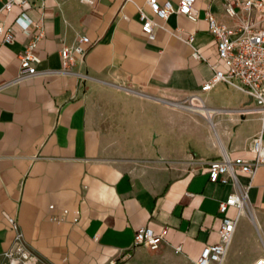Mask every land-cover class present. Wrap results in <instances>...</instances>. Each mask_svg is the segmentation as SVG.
I'll return each mask as SVG.
<instances>
[{"label":"crops","instance_id":"1","mask_svg":"<svg viewBox=\"0 0 264 264\" xmlns=\"http://www.w3.org/2000/svg\"><path fill=\"white\" fill-rule=\"evenodd\" d=\"M196 6L197 21L162 19L148 0H34L0 13L5 27L24 12L45 31L34 50L40 74L21 83L30 36L16 28L0 42V264L15 238L13 216L39 264H196L220 241L219 204L235 185L230 175L210 181L208 161L252 159L263 122L253 98L229 84L201 90L219 62L207 13L231 27L245 15L229 17L223 0ZM140 9L154 21L153 39ZM81 35L84 61L60 73V49ZM194 95L202 108L177 104L200 106ZM236 173L250 185V212L228 209L237 224L223 264H250L264 257V165L253 177ZM142 226L164 235L158 249L133 245Z\"/></svg>","mask_w":264,"mask_h":264},{"label":"built area","instance_id":"2","mask_svg":"<svg viewBox=\"0 0 264 264\" xmlns=\"http://www.w3.org/2000/svg\"><path fill=\"white\" fill-rule=\"evenodd\" d=\"M33 1L0 0V13L3 11L10 12L16 6L23 7L32 4ZM84 1L90 4L95 2V0ZM223 1L225 12L229 17L236 19L244 14L245 19L237 26L231 27L217 20L210 12L207 13L210 32L217 42L219 62L211 65L213 75L204 82L201 90H209L214 84L224 82L248 94L253 98L257 109L262 114L263 129L250 143V149L254 153L252 159L242 157L231 159L227 153H224L219 158L208 161L209 180L212 182L226 181L225 175H230L233 178L235 190L219 204V211L224 214L218 229L220 241L206 245L202 249L196 264H223L224 256L237 224V218L227 215L228 209L236 207L239 214L250 212V185L243 188L239 184L236 170L239 169L253 177L258 168L264 165V0ZM148 4L153 13L162 19H167L171 14L177 13L186 15L192 21H197L200 12L196 6V0H179L177 6H174L171 1H166L161 5L156 0H148ZM139 17L143 32L153 39L155 37L154 21L143 9L139 10ZM16 28L30 36L29 42L20 53L19 71L14 80L15 83H21L40 74L37 69L38 58L34 54V50L38 41L44 37L45 31L39 23L32 21L26 13L22 12L18 14L11 26L5 27L0 22V42H11L17 32ZM186 41L191 44L194 41V35L188 36ZM88 43L89 38L81 35L72 46H62L60 49L62 59L60 73H75L73 66L78 61H84L87 55L85 45ZM194 56L198 59L204 58L197 50L194 51ZM79 75L82 76L83 74L79 73ZM193 97H196L200 106L189 104V98L177 104L193 110L202 108L204 102L201 96L194 95ZM50 208H54V205H50ZM64 212L67 213L68 211L65 210ZM78 220V216H75L74 222ZM9 223L16 234L11 248L4 254L7 264H39L41 259L25 240L18 219L15 216L9 217ZM163 239V234H156L152 228L142 226L135 232L133 245L156 250L160 247ZM250 264H264V257L258 258Z\"/></svg>","mask_w":264,"mask_h":264}]
</instances>
